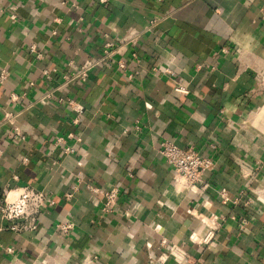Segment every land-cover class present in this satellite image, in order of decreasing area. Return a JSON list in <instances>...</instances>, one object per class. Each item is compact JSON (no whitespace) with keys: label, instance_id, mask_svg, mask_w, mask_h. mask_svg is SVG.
<instances>
[{"label":"crops","instance_id":"crops-1","mask_svg":"<svg viewBox=\"0 0 264 264\" xmlns=\"http://www.w3.org/2000/svg\"><path fill=\"white\" fill-rule=\"evenodd\" d=\"M129 40L85 85L57 90L106 42ZM3 71L0 189L34 186L55 205L38 232L0 231V264H264V0H0ZM6 113L17 114L24 140L9 137ZM164 140L213 159L205 188L174 183ZM114 187L106 214L92 188ZM253 189L260 201L246 208L241 194ZM65 222L68 234L57 228ZM172 246L186 254L181 263L164 261Z\"/></svg>","mask_w":264,"mask_h":264},{"label":"built area","instance_id":"built-area-1","mask_svg":"<svg viewBox=\"0 0 264 264\" xmlns=\"http://www.w3.org/2000/svg\"><path fill=\"white\" fill-rule=\"evenodd\" d=\"M43 1V0H39ZM110 0H99L100 5H108ZM17 10V7L14 9ZM13 10V11H14ZM12 21H16L18 15L16 12H12L10 15ZM135 44V40L123 41L119 45L114 44L111 41L106 42L104 51L101 57L98 59H89L82 62L78 67H73V71L69 73H63L60 76V83L57 88L62 89L64 87L75 88L78 86L85 85L89 79L92 71L100 64L108 61L115 51L120 48L129 47ZM31 54H36V59L41 60L42 55L37 53L36 46L30 48ZM133 57L137 59L136 52H133ZM119 69H124L126 65L123 61H120L118 64ZM169 73V70H166ZM58 74L57 69L55 68H46L42 72V76L47 81H54V77ZM8 78L7 71H3L0 75V83H3ZM132 79V75L129 76ZM177 92L187 93V91L178 87ZM53 98V92H50L44 97L39 99L40 103H44L47 100ZM69 106L78 114L81 115L84 111V108L76 103L73 99H66ZM5 124L10 128L9 137L14 141L24 140L25 136L21 131L20 126L17 124V114L15 113H6L5 114ZM79 116H75L73 119V124L78 125ZM73 135H70L68 138H73ZM57 144H64L65 139L60 137L57 139ZM213 150L216 149V146H211ZM72 147L67 146L65 148V153H72ZM162 159L172 167L174 171V183L176 185H181L189 189L194 187L205 188L207 185L204 177L206 173L211 171L214 167L213 159L207 156L202 155L198 150L192 146H187L181 148L175 143L164 140L161 144V149L159 151ZM2 152L0 151V156ZM27 159L23 160V163H26ZM264 188V187H262ZM93 191L99 192L102 195V211L106 214H111L115 211L117 206L120 189L114 187L107 191H98L97 189L92 188ZM255 193V197L252 193L241 194L240 201H242L246 208H252L256 200L260 201L257 197L256 191L252 190ZM222 197H227V191L225 189L221 190ZM68 198L71 195L67 196ZM235 202H239V198L235 199ZM55 205V200L46 193L37 187L34 186H18L15 188H5L0 189V231L8 230L15 235L22 236L27 233L38 232L43 218V213ZM200 217V216H198ZM250 223V219L242 217L239 223V229L243 232L247 231V226ZM57 228L60 229L64 234H68L73 228L74 224L72 222L60 223L57 225ZM9 253H12V249H7ZM168 258L174 259L176 262L181 263L186 258V254L177 248L172 246L169 250L168 256H166V261ZM163 261V262H164ZM50 260L47 259L44 263L37 264H50ZM99 263V259L94 257V259H86L84 264Z\"/></svg>","mask_w":264,"mask_h":264}]
</instances>
